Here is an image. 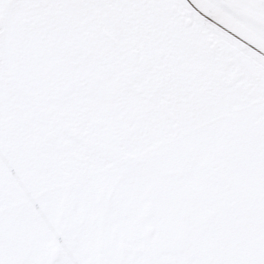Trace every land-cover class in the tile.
Wrapping results in <instances>:
<instances>
[{
	"label": "rangeland",
	"instance_id": "rangeland-1",
	"mask_svg": "<svg viewBox=\"0 0 264 264\" xmlns=\"http://www.w3.org/2000/svg\"><path fill=\"white\" fill-rule=\"evenodd\" d=\"M0 264H264V0H0Z\"/></svg>",
	"mask_w": 264,
	"mask_h": 264
}]
</instances>
